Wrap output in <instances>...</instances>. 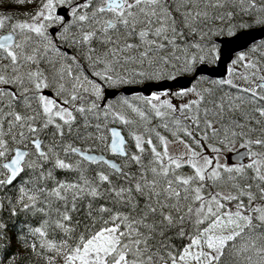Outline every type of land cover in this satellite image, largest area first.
<instances>
[{
  "label": "snow or ice",
  "instance_id": "1",
  "mask_svg": "<svg viewBox=\"0 0 264 264\" xmlns=\"http://www.w3.org/2000/svg\"><path fill=\"white\" fill-rule=\"evenodd\" d=\"M258 35L264 0H0V264H264Z\"/></svg>",
  "mask_w": 264,
  "mask_h": 264
},
{
  "label": "water",
  "instance_id": "2",
  "mask_svg": "<svg viewBox=\"0 0 264 264\" xmlns=\"http://www.w3.org/2000/svg\"><path fill=\"white\" fill-rule=\"evenodd\" d=\"M256 39H257V40L264 39V36H259V35H258V36L256 37ZM206 67H208V66H206Z\"/></svg>",
  "mask_w": 264,
  "mask_h": 264
}]
</instances>
